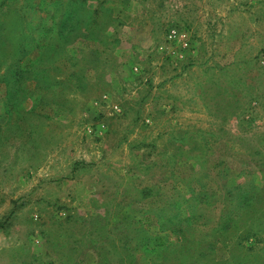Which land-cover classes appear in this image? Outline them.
<instances>
[{
  "label": "rangeland",
  "instance_id": "1",
  "mask_svg": "<svg viewBox=\"0 0 264 264\" xmlns=\"http://www.w3.org/2000/svg\"><path fill=\"white\" fill-rule=\"evenodd\" d=\"M58 1L0 21V264H188L264 188V0Z\"/></svg>",
  "mask_w": 264,
  "mask_h": 264
},
{
  "label": "trees",
  "instance_id": "2",
  "mask_svg": "<svg viewBox=\"0 0 264 264\" xmlns=\"http://www.w3.org/2000/svg\"><path fill=\"white\" fill-rule=\"evenodd\" d=\"M13 0H0V21L4 14H6V10H8L7 13L10 14L9 10L12 6ZM15 2H18V0H14ZM25 1L21 7H18V12L22 13L25 7ZM52 2H56V0H51ZM58 2H61L59 0ZM72 2H76L77 4L80 2V0H70L67 7H62V14L58 21L54 23V25L59 26V36L56 37L58 40L63 39L65 28L75 29V21L71 18L70 9L73 7ZM63 3V2H62ZM64 6V5H63ZM58 8L54 10V19L57 18ZM54 29V28H51ZM71 34V31L69 32V35ZM72 37V36H71ZM50 38H46L43 41H46L44 43L45 46L48 45ZM48 47V46H47ZM30 69V68H29ZM32 71V70H31ZM29 72V70H28ZM26 70L21 71L16 77L20 78L21 80H24L27 78ZM24 93L23 90L18 89L16 93ZM13 95L12 92H10L9 96ZM202 194L206 195L204 192ZM242 202L238 204V206H235L230 210L232 212L233 216H231L229 223H225L224 226H216L215 229L221 228L219 233L216 235L214 233L209 235V240H206V248L205 252L203 253L201 250V247L203 245V241H199L196 243L195 247V259H193L188 264H198V261L201 259H204L206 257H210L214 255V251L216 249V244L221 243L223 240V237L233 235L232 232L234 231H240L241 239L239 240H245L249 241L250 239L253 240L252 247L249 250H255L258 247L259 251L264 253V188L256 195H252V192H250V195L243 194ZM240 207V209H238ZM241 210V211H240ZM235 217V218H232ZM191 218V216H189ZM188 218V220H189ZM171 219V218H170ZM113 220H115L113 218ZM160 217L148 212L146 216L144 217L142 224L143 226H148L150 224L159 223V225H163L160 222ZM244 221V222H243ZM175 236L177 237V244L179 246H183L184 244L190 245L189 240L187 237L184 236L185 229L182 227V225L175 226L172 228ZM217 231V230H216ZM231 231V232H230ZM237 231V233H238ZM222 234V236H219ZM218 236V237H217ZM238 237V236H237ZM190 238H193L192 236ZM197 239L194 238V242ZM190 242L193 244L192 239ZM255 247V248H254ZM184 251V250H180ZM181 252H179L180 254ZM243 262H238L237 264H256V262H251L250 256L245 255V257L242 259ZM211 262L215 264H230L229 262H217L216 259L213 257L211 259ZM155 264V263H154ZM183 264V263H182ZM261 264H264V261L261 262Z\"/></svg>",
  "mask_w": 264,
  "mask_h": 264
}]
</instances>
